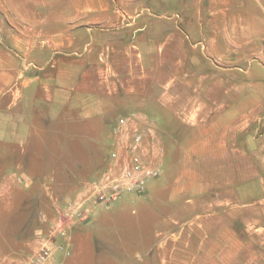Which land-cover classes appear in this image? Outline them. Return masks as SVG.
Segmentation results:
<instances>
[{
	"label": "rangeland",
	"instance_id": "374dc122",
	"mask_svg": "<svg viewBox=\"0 0 264 264\" xmlns=\"http://www.w3.org/2000/svg\"><path fill=\"white\" fill-rule=\"evenodd\" d=\"M169 2L0 0V37H18L19 52L34 40L37 63L45 60L43 45L62 51L60 85L76 74L77 84L105 89L100 113L38 115V135L23 154L5 145L13 157L3 165L21 158L31 174L3 170L0 264H26L39 248L37 232L49 233L69 201L92 193L110 167L114 126L130 113L152 121L149 157L161 149V174L145 193H125L72 231L74 249L63 264H191V254L194 264H264V134L253 153H234L233 130L226 132L225 153H187L188 141L201 133L189 121L201 99L211 100L213 114L212 101L238 93L217 84L221 78L228 85L233 74L203 76L206 60L193 52L173 11L160 8ZM217 63L211 58V69ZM202 124L215 126L214 139L221 135V123Z\"/></svg>",
	"mask_w": 264,
	"mask_h": 264
},
{
	"label": "crops",
	"instance_id": "0c3cea01",
	"mask_svg": "<svg viewBox=\"0 0 264 264\" xmlns=\"http://www.w3.org/2000/svg\"><path fill=\"white\" fill-rule=\"evenodd\" d=\"M178 1L174 5L170 0L168 5H161L160 8L173 11L176 25L187 30L185 35L192 42L193 52L206 60L200 72L203 76L211 72L233 74V81L228 85L221 78L217 84L224 91L234 90L238 93L232 100L222 97L212 101L217 107V112L213 114L215 109L211 108V100L201 99V111L196 115L191 114V117H195L193 121L189 119L192 129L201 130V133L188 141L187 153H225L227 130L234 131V153H253V147L256 142H261L264 134V0ZM53 38L60 43V37H51L48 41H54ZM5 40L11 42L10 45H6ZM17 42L18 37H0V185L3 170L9 171V166L3 165L4 159L13 157L11 149L7 154L5 145L13 144L16 152L23 154L35 134L38 135L36 116L50 113L58 116L61 110L73 108L79 115H91L100 113L105 106L99 94L105 89L100 83L83 87L77 84L79 77L76 74L69 85L57 83L62 71V51L50 47L46 49L43 45L45 60L37 63L34 59V40L26 39V46L20 52ZM211 58L218 62L216 69L210 67ZM55 73H58L56 78L53 77ZM203 89L210 90L209 84L204 85ZM243 90L249 91L244 93V98L241 97ZM174 110L178 114L177 105ZM211 121L222 124L218 127L222 133L217 139L209 134L215 126L202 124ZM247 131L249 141L243 135ZM9 162L13 173L31 174L21 158ZM190 200L193 202V198ZM107 210L97 209L93 218ZM93 218L76 225L71 232L89 224ZM73 247L72 239V251ZM191 257V264H194L193 254Z\"/></svg>",
	"mask_w": 264,
	"mask_h": 264
},
{
	"label": "built area",
	"instance_id": "2783aa9c",
	"mask_svg": "<svg viewBox=\"0 0 264 264\" xmlns=\"http://www.w3.org/2000/svg\"><path fill=\"white\" fill-rule=\"evenodd\" d=\"M113 130L116 143L110 152V167L92 193L66 204L49 233L37 232L39 248L26 264H63L72 253L73 227L88 222L97 209L111 207L125 193H145L149 182L161 174V149L149 157L148 147L156 143L147 141L148 131L154 130L152 121L130 113L122 116Z\"/></svg>",
	"mask_w": 264,
	"mask_h": 264
}]
</instances>
